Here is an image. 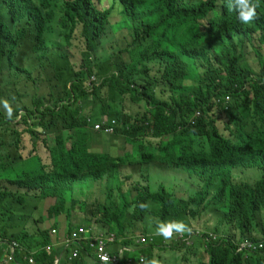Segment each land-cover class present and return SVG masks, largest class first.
<instances>
[{
  "label": "trees",
  "instance_id": "1",
  "mask_svg": "<svg viewBox=\"0 0 264 264\" xmlns=\"http://www.w3.org/2000/svg\"><path fill=\"white\" fill-rule=\"evenodd\" d=\"M227 2L0 0V238L20 245L18 264H56L65 248L53 246L81 227L140 249L151 216L196 217L194 207L222 214L214 225L222 243L208 246L209 264H264V250L238 252L245 241H264V0H253L250 24ZM56 6L65 45L51 47ZM104 121L118 122L109 140L96 136ZM153 165L201 168L203 180L181 206L164 186L152 190L145 168ZM125 167H140L141 177L115 193L122 209L114 199L77 198L80 182L104 183ZM248 167L263 171L252 187L233 176ZM29 197L40 208L16 216L8 202ZM138 253L152 259L155 246ZM69 254L60 264H86Z\"/></svg>",
  "mask_w": 264,
  "mask_h": 264
},
{
  "label": "rangeland",
  "instance_id": "2",
  "mask_svg": "<svg viewBox=\"0 0 264 264\" xmlns=\"http://www.w3.org/2000/svg\"><path fill=\"white\" fill-rule=\"evenodd\" d=\"M110 2H105L106 6H109ZM57 12L56 20L50 25V30L47 33V39L49 41V46H64V33L59 27V19L62 17L61 15V6L55 7ZM123 19L119 22L122 25ZM59 67H64L62 63H59ZM104 132H96V136L98 139L109 140L110 136ZM120 144L121 154H123L125 148V140L121 139ZM27 150L23 153H30L29 145H27ZM113 148V146H111ZM108 153L115 156L108 147ZM40 157L43 161H48V153L44 149L41 152ZM130 162L138 163L139 162V154L137 150L132 147V151L130 153ZM140 167H138V170ZM138 170L130 167L123 168L120 171H117L116 176L108 177L104 183L102 181L96 182L95 180H87L80 185L81 187L77 188V198H83L87 195L89 201L91 203H95L97 200L102 201H111L110 199H114L115 193L119 192V189L124 186V188L130 189L133 183H136L139 180L140 173ZM146 171L151 170L152 178H151V187L153 191H158L164 186L168 192L173 193L177 200L181 201V206L186 199L190 196H194L197 193L196 187L194 186V181L199 182L203 179L199 177L197 174H202L201 168L196 169H188V168H162L159 165H153L151 167L145 168ZM122 172V173H121ZM116 173V172H115ZM131 177V181H127V177ZM194 176V177H193ZM202 176V175H201ZM233 176L235 181L238 183H245L248 186L252 187L257 182L262 179L263 171H261L258 167H248V169H237L233 171ZM199 190V189H198ZM81 192V194H78ZM119 207L122 209V204L119 199H114ZM12 209L15 210V215L20 216L24 213H33L34 207L39 205L38 199H33L32 197L27 198V201L23 205H17L16 200H10L8 202ZM111 203V202H110ZM41 205L38 206L40 208ZM43 207L46 209V205ZM194 210L198 211V215L196 217L181 215L179 220H174L173 217L169 218L167 221H182L191 229V232H185L183 234L175 233L172 238L165 239L161 235L156 234V228L158 222H163L154 217H150L146 224H144V230L147 231L146 235L148 238V246H155V258L159 261L162 257V261L160 264H200L210 263V256L207 252L208 246H217L222 243L221 237L222 235L215 232L214 226L219 220L222 219V214L219 213L215 208L208 212V214L201 215L200 209L195 208ZM78 213L80 211L78 210ZM39 214L36 215V218ZM81 224V221H79ZM208 225L210 228L202 229L203 225ZM29 226H32L29 222ZM201 227V228H200ZM31 229V227H29ZM141 236V235H140ZM6 248V247H4ZM132 247L126 248L123 244V241H118L115 245L111 247V252L115 256L117 252L124 251L122 254L123 260L127 259V254H130V257L134 258L136 261L141 257L139 253ZM160 257V259H159ZM84 264V263H83Z\"/></svg>",
  "mask_w": 264,
  "mask_h": 264
},
{
  "label": "built area",
  "instance_id": "3",
  "mask_svg": "<svg viewBox=\"0 0 264 264\" xmlns=\"http://www.w3.org/2000/svg\"><path fill=\"white\" fill-rule=\"evenodd\" d=\"M229 100L230 97H227V101ZM116 126H118L117 121H114L112 125L111 123L107 124V121H104L103 123L96 125V131L111 135L116 132ZM52 234L53 236L57 235V231L53 230ZM148 238L149 237L145 235H141L137 239L138 245L141 246L140 249H146L149 247ZM117 241H119V239L115 233L106 235L103 232L98 231L96 228L81 227L73 237L68 236L67 239L57 242L53 247L64 246L65 251L60 260H62L65 253L69 251L70 262L79 260L86 264H122L124 261L122 258L124 251L122 250L115 256L111 252V247L115 245ZM126 248L127 247H125V249ZM18 249L22 251L17 242H9L0 238V264H18L15 260L16 251ZM133 249H135L137 253L140 252V249L138 248ZM262 250H264V241L258 243L245 241L238 246V252L241 253H254ZM105 256L108 258L107 261L102 259V257ZM134 262L135 259L130 257L129 263L133 264ZM28 264H36L33 257L28 259Z\"/></svg>",
  "mask_w": 264,
  "mask_h": 264
},
{
  "label": "clouds",
  "instance_id": "4",
  "mask_svg": "<svg viewBox=\"0 0 264 264\" xmlns=\"http://www.w3.org/2000/svg\"><path fill=\"white\" fill-rule=\"evenodd\" d=\"M258 4L254 3L253 0H228L227 8L229 11H234L237 13V19L243 24H250L257 17ZM4 107L9 110V115L11 114V109L6 101L3 102ZM142 209L148 207L147 204H140ZM185 232H191V229L182 221H164L158 222L156 228V234L163 236L165 239H170L175 233L183 234ZM107 261V257H102ZM141 264H160V261L153 257L152 259L141 258Z\"/></svg>",
  "mask_w": 264,
  "mask_h": 264
},
{
  "label": "water",
  "instance_id": "5",
  "mask_svg": "<svg viewBox=\"0 0 264 264\" xmlns=\"http://www.w3.org/2000/svg\"><path fill=\"white\" fill-rule=\"evenodd\" d=\"M61 261V260H60ZM60 261H58L56 264H60Z\"/></svg>",
  "mask_w": 264,
  "mask_h": 264
}]
</instances>
